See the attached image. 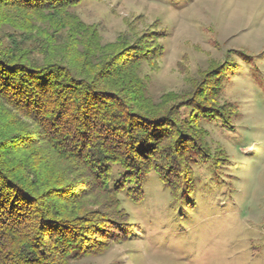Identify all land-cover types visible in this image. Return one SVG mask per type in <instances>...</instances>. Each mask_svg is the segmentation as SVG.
I'll list each match as a JSON object with an SVG mask.
<instances>
[{
    "label": "trees",
    "instance_id": "1",
    "mask_svg": "<svg viewBox=\"0 0 264 264\" xmlns=\"http://www.w3.org/2000/svg\"><path fill=\"white\" fill-rule=\"evenodd\" d=\"M81 1L0 0V264H75L98 237L128 238L119 195L143 202L155 173L174 200L192 196L193 169L215 157L201 123L234 115L218 102L230 66L203 76L186 117L149 107L138 67L162 55L158 38L86 40Z\"/></svg>",
    "mask_w": 264,
    "mask_h": 264
},
{
    "label": "rangeland",
    "instance_id": "2",
    "mask_svg": "<svg viewBox=\"0 0 264 264\" xmlns=\"http://www.w3.org/2000/svg\"><path fill=\"white\" fill-rule=\"evenodd\" d=\"M71 15L111 51L158 38L162 55L138 67L152 108L186 117L203 76L230 66L218 102L234 114L201 123L215 157L193 169L192 196L174 200L150 173L143 202L119 195L128 238L98 237L75 264H264V0H82Z\"/></svg>",
    "mask_w": 264,
    "mask_h": 264
}]
</instances>
